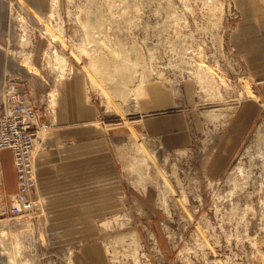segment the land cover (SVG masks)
Segmentation results:
<instances>
[{
	"label": "rangeland",
	"instance_id": "obj_1",
	"mask_svg": "<svg viewBox=\"0 0 264 264\" xmlns=\"http://www.w3.org/2000/svg\"><path fill=\"white\" fill-rule=\"evenodd\" d=\"M261 32L264 0H0V58L50 82L82 78L128 189L122 214L71 240L49 239L37 214L14 220L0 208V264H264V79L252 70ZM8 78L24 84L7 73L0 86ZM157 87L172 100L151 97ZM247 100L254 117L217 169ZM182 112L189 146L168 150L146 134L144 119Z\"/></svg>",
	"mask_w": 264,
	"mask_h": 264
},
{
	"label": "crops",
	"instance_id": "obj_2",
	"mask_svg": "<svg viewBox=\"0 0 264 264\" xmlns=\"http://www.w3.org/2000/svg\"><path fill=\"white\" fill-rule=\"evenodd\" d=\"M261 33L254 45L256 51L264 55V32ZM0 60L1 82L7 73L21 75L31 100L36 105L46 106L43 120L52 124L38 143L35 156L38 230L57 241L96 234L102 230L106 218L123 213V199L128 192L108 124L102 121L96 104L86 95L80 76L50 82L44 80V75L37 76L26 68L21 69L11 58L1 56ZM252 70L257 79H264V56L252 60ZM148 91L151 97L163 95L160 101L172 100L168 92L159 87ZM47 94L52 97L48 104L45 101ZM143 109L142 113L148 110L147 103L143 104ZM254 110L257 105L247 100L232 121L229 140L220 147L223 152L215 158L217 169L233 155L244 126L254 117ZM189 121L188 115L182 112L153 116L144 119L143 123L146 134L159 138L166 149L176 150L189 146L192 140ZM2 170L0 208L7 207L18 191L10 149L2 152ZM89 262L88 258L81 260L84 264Z\"/></svg>",
	"mask_w": 264,
	"mask_h": 264
},
{
	"label": "built area",
	"instance_id": "obj_3",
	"mask_svg": "<svg viewBox=\"0 0 264 264\" xmlns=\"http://www.w3.org/2000/svg\"><path fill=\"white\" fill-rule=\"evenodd\" d=\"M51 102L50 94L45 97ZM46 106L36 105L30 98V91L18 78H8L0 86V174L2 152L10 149L18 180V191L10 204L2 209L19 220L25 216L34 217L39 208L35 191L37 187L35 149L38 135L52 127L44 121Z\"/></svg>",
	"mask_w": 264,
	"mask_h": 264
},
{
	"label": "bare ground",
	"instance_id": "obj_4",
	"mask_svg": "<svg viewBox=\"0 0 264 264\" xmlns=\"http://www.w3.org/2000/svg\"><path fill=\"white\" fill-rule=\"evenodd\" d=\"M54 36V35H53ZM51 47V46H50ZM54 54L56 55L55 58L57 60V63H59V65H66L67 61L66 59H63L64 57H61L58 53V51H55ZM95 56V55H94ZM92 65L93 68H99V65L102 66V68H105L104 63L102 64L101 60H97V58L92 59ZM103 70V69H102ZM107 224L106 222L104 223V225ZM106 226V225H105ZM107 227V226H106ZM7 234V231L4 230H0V237L2 238V235ZM0 238V244H2V239Z\"/></svg>",
	"mask_w": 264,
	"mask_h": 264
}]
</instances>
